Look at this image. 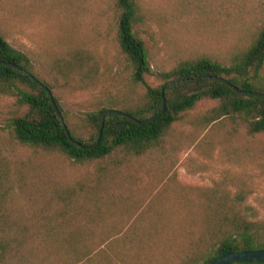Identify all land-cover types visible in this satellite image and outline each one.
Listing matches in <instances>:
<instances>
[{
  "label": "trees",
  "instance_id": "16d2710c",
  "mask_svg": "<svg viewBox=\"0 0 264 264\" xmlns=\"http://www.w3.org/2000/svg\"><path fill=\"white\" fill-rule=\"evenodd\" d=\"M112 7L115 41L133 87L82 116L62 109L54 85L34 70L31 58L13 47L0 30V61L5 62L0 63V98L13 97L16 105L8 117L11 137L36 151L93 165L78 178L60 181L40 165L31 171L23 165L13 166L0 148V264H128L131 257L138 259L148 252V240L166 241L175 233L169 217L180 208L189 216L197 211L206 224L197 240L189 241L190 252L181 264H209L226 252L264 248V218L240 208L246 196L244 188L230 196L220 185L193 190L156 179L143 183L142 169L138 172L135 166L153 154L165 156L170 129L185 121L203 100L215 104L191 121L197 129L207 132L211 127L230 125L236 131L243 125L250 134L264 136V98L249 93H264V23L227 60L204 55L180 62L158 71L161 82L152 86L146 80L152 73L149 50L136 27L140 21L137 0H113ZM87 60L79 51L68 53L64 75L79 77L80 82L91 77L94 69ZM199 76L212 78L167 85L162 96L167 81ZM39 83L52 92L65 127ZM139 85L145 86L143 92L138 91ZM163 97L164 111L154 121L138 124L126 116L140 121L154 116L162 108ZM108 110L118 112L106 113L98 143L91 148L77 146L76 142L84 146L96 143L100 116ZM157 175L162 178L164 168ZM154 192L168 196L170 200L164 203L171 209L136 215L142 206L138 198ZM124 217L133 220L119 224ZM93 227L101 232L99 242L94 241ZM104 244L106 247H100Z\"/></svg>",
  "mask_w": 264,
  "mask_h": 264
},
{
  "label": "rangeland",
  "instance_id": "374dc122",
  "mask_svg": "<svg viewBox=\"0 0 264 264\" xmlns=\"http://www.w3.org/2000/svg\"><path fill=\"white\" fill-rule=\"evenodd\" d=\"M137 4L140 21L136 27L149 50L152 73L146 80L152 86L161 82L158 71L180 62L204 55L227 60L264 23V0H137ZM112 5L113 0H0V30L13 47L31 58L34 70L54 85L53 93L69 115L82 116L133 87L115 41ZM76 51L94 69L92 76L81 82L79 77L64 75V60ZM144 90V85L138 86L139 92ZM214 104L199 102L185 121L170 129L166 155L148 156L135 165L137 171L142 169L143 183L156 179L193 190L220 185L230 196L244 188L246 196L240 208L264 218V136L250 134L243 125L236 131L230 125L211 127L207 132L197 129L191 121ZM15 109L13 97L0 98V148L13 166L23 165L31 171L40 165L60 181L78 178L92 169L93 165H79L17 143L8 120ZM162 168L165 175L161 178L157 174ZM146 196L138 198L142 206L136 215L171 209L164 203L170 200L168 196L156 192ZM197 214L185 215L180 208L170 215L175 233L166 241L148 240V252L138 259L131 257L128 264H181L190 252L189 241L205 231L204 218ZM131 220L133 217H124L119 224ZM100 233L93 232L94 241L99 242ZM136 250L140 253L138 246Z\"/></svg>",
  "mask_w": 264,
  "mask_h": 264
},
{
  "label": "water",
  "instance_id": "95a60500",
  "mask_svg": "<svg viewBox=\"0 0 264 264\" xmlns=\"http://www.w3.org/2000/svg\"><path fill=\"white\" fill-rule=\"evenodd\" d=\"M0 63H5V62L4 61H0ZM13 65L17 66L20 70H22L25 74H27L35 82H39L32 74H30L24 68H22V67H20L18 65H15V64H13ZM210 78H212V77L211 76H199V77H192V78H185V79L180 78V79H177V80H170V81H167L164 84V86L161 88V94L163 96V90H164L165 86L173 84V83H190V82L207 80V79H210ZM213 78H216V77L213 76ZM39 84H41V83H39ZM42 86L47 91V93H48V95H49V97L51 99V102H52V104H53V106H54V108L56 110L58 118H59L60 122L62 123V125L65 127L63 118H62V116L60 114L59 108L56 105V102L54 100V96H53L52 92L45 85H42ZM234 88H235V90L237 92H244V91L240 90L237 87H234ZM249 93L252 94V95L264 98V93H262V92L250 91ZM162 102H163L162 108L157 114H155L154 116H151V117H149L147 119H144L142 121L132 117L131 115H126V116L130 120H132V121H134V122H136L138 124L152 122L164 111V108H165V99H164V97L162 98ZM108 112L112 113V112H118V111H116V110H108V111H105V112H103L101 114L100 119H99L98 136H97L96 143L94 145L84 146L80 142H76L77 146L91 148V147H94L98 143L99 138H100L101 133H102V128H103V124H104V118H105L106 113H108ZM66 133H67L68 137L70 138V140L73 141L70 133L68 131H66ZM235 261H239V262H264V248H261V249H250V250H241V251H236V252H226L223 255H221L220 257H218L215 260H213L212 262H210L209 264H231V263H233Z\"/></svg>",
  "mask_w": 264,
  "mask_h": 264
}]
</instances>
